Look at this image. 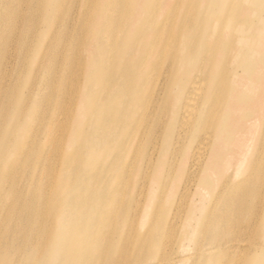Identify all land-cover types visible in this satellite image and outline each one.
<instances>
[{
    "label": "bare ground",
    "instance_id": "bare-ground-1",
    "mask_svg": "<svg viewBox=\"0 0 264 264\" xmlns=\"http://www.w3.org/2000/svg\"><path fill=\"white\" fill-rule=\"evenodd\" d=\"M13 1L0 264H264V0Z\"/></svg>",
    "mask_w": 264,
    "mask_h": 264
},
{
    "label": "rangeland",
    "instance_id": "rangeland-1",
    "mask_svg": "<svg viewBox=\"0 0 264 264\" xmlns=\"http://www.w3.org/2000/svg\"><path fill=\"white\" fill-rule=\"evenodd\" d=\"M14 1H16V4L11 5L12 6L11 7V12H14L13 15L15 17L18 13L22 12L24 6L27 5V2L29 0H14ZM43 1L44 0H32V2L29 4L31 11L34 13V17H35L34 19L40 17L41 14L43 13L44 7L41 4H44L46 6V8H50L47 3H41ZM65 1L63 0L64 6H66L67 3H68V1L67 2H65ZM79 1H81V0H73L72 1V4H73L72 8H76L78 6V4H79ZM55 9H57V7H55ZM30 16H31V12L27 11V16L25 18V21L23 22L24 24L29 23L28 22V18ZM14 17H13V19H6L5 20L6 24L9 25L10 28L15 27V25H16ZM6 31H7L6 33H3V36L6 39V43L4 45H5V47L7 46L9 49H12V52H13L16 49V48H14V45H15V43H17V40H15V39L13 40L12 37H9V33H11V32H9V29H7ZM31 31L32 30L29 31V34L31 33ZM28 43H29V39L27 41H25V43H24L25 45L23 44L24 45L23 46V50H20V52L23 55L22 56V62L24 64V67H25V65H28V68H30V65H31V67L33 69V65L30 63V58L24 60L25 59V55H26V51L28 49ZM18 47H19V44H18ZM51 64H52L51 60L48 61L47 63H43V65H48V66H51ZM35 67H36V65H35ZM12 90H13V87H11V90H10V92H9L7 97L12 95ZM43 129H44V124L42 122L40 123L39 121H36L34 133L32 134L35 143H37L38 140L40 139L38 131H41ZM54 131L57 132L56 130H54ZM19 137H21V134L19 135ZM39 152H42L43 154H47L48 149L45 148V146H43L41 149H39ZM50 153H51V151H50ZM50 156H51V162H53V159H55V160L58 159V151L53 149V151L50 154ZM44 180L45 179L43 177H41L36 183L40 186V185H42L44 183ZM44 191L45 192L43 194H41L42 195V199L41 200H44V198H46L48 195L50 196L51 194H53V187H52V183L50 181L48 182L47 187L44 189Z\"/></svg>",
    "mask_w": 264,
    "mask_h": 264
}]
</instances>
